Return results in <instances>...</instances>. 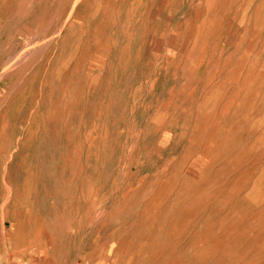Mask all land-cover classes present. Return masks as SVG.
<instances>
[{
  "label": "rangeland",
  "instance_id": "obj_1",
  "mask_svg": "<svg viewBox=\"0 0 264 264\" xmlns=\"http://www.w3.org/2000/svg\"><path fill=\"white\" fill-rule=\"evenodd\" d=\"M0 264H264V0H0Z\"/></svg>",
  "mask_w": 264,
  "mask_h": 264
},
{
  "label": "bare ground",
  "instance_id": "obj_2",
  "mask_svg": "<svg viewBox=\"0 0 264 264\" xmlns=\"http://www.w3.org/2000/svg\"><path fill=\"white\" fill-rule=\"evenodd\" d=\"M52 37V36H51ZM48 42V41H47ZM38 45V44H37ZM32 48V47H31ZM25 50V49H24ZM27 50H29L28 48H27ZM21 54V53H20ZM27 55V54H26ZM23 58V57H22ZM21 59V58H20ZM26 60V59H25ZM19 62H21V61H19ZM15 69V68H14Z\"/></svg>",
  "mask_w": 264,
  "mask_h": 264
}]
</instances>
